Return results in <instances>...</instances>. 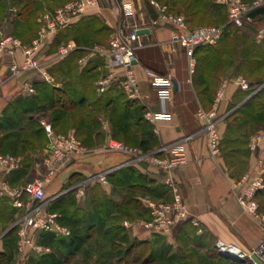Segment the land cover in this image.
<instances>
[{"label": "crops", "instance_id": "obj_1", "mask_svg": "<svg viewBox=\"0 0 264 264\" xmlns=\"http://www.w3.org/2000/svg\"><path fill=\"white\" fill-rule=\"evenodd\" d=\"M68 1H32L28 15L14 19L13 23L23 46H29L37 37L43 14ZM194 1L197 0H130L134 14L126 18L123 0H98L75 18L70 28L47 37L38 46V58L51 81L45 80L37 70L13 75L7 67L1 68L0 152L15 155L21 164L12 171L0 166L1 179L9 180L13 186L27 182L28 171L31 169L33 173L46 154L44 123L58 132L75 130L88 151L62 166L46 184L48 196H58L49 206L55 205L53 211L61 214L60 222L70 231L69 235L29 230L31 244L19 246L23 210L14 206L9 197L0 196V220L6 216L7 209L16 219L9 230L6 225L0 226V253L11 256L9 262L0 264H60L70 249L71 238L75 239V251L68 264L75 261L113 264L115 260L110 263L106 259H114L111 253L114 243L127 247L135 241H147L157 248L171 244L182 248L188 236L195 237L189 243L196 250L190 256L194 260L192 264H250L217 254L215 243L221 239L251 249L263 236L260 224L238 203L231 184L246 174H255L258 160L264 158V138L256 149L250 148L248 140L255 130L264 135V88L257 94L264 78L257 72L253 76L233 74L229 51L212 49L213 46L196 50L195 70L190 73L185 50L173 42L175 27L159 20L155 2L182 14L185 4ZM207 8L211 18L206 23L217 20L226 7L214 2ZM139 9L143 15L137 19L135 13ZM204 9L184 14L191 28L200 26L194 18ZM122 22L127 33L135 28L148 29L140 35L142 45L136 49L134 70L141 93L133 101L123 93L119 82H114L105 93L96 90L94 82L108 72L103 53L95 52L86 62L79 61L94 48L106 46ZM62 47L69 51L60 53ZM17 59L20 63L23 60L21 49ZM255 61L261 60L255 58ZM260 68L256 67V71ZM119 72L122 74L123 69ZM152 73L169 74L174 80L170 117L155 122L144 117L147 111L161 109L150 83ZM239 77L250 83L249 89L236 83ZM223 82L228 87L220 107L221 153L212 157L196 113L200 107L211 108ZM25 83L31 84L34 91L29 92ZM40 112H46L48 121ZM112 138L159 155L164 153L160 151L163 146L184 142L188 163L173 175L189 217L170 233H158L143 225H124L125 221L148 220V200H171L172 195L165 184V172L149 161L128 162L127 154L108 147ZM112 169L115 170L105 177L106 183L94 178ZM79 188H83V195L78 193ZM256 200L264 210V189L258 192Z\"/></svg>", "mask_w": 264, "mask_h": 264}, {"label": "built area", "instance_id": "obj_2", "mask_svg": "<svg viewBox=\"0 0 264 264\" xmlns=\"http://www.w3.org/2000/svg\"><path fill=\"white\" fill-rule=\"evenodd\" d=\"M98 0H70L53 12H46L41 16V23L37 37L29 46H23L22 40L16 36L6 35L0 25V70L7 67L11 74L20 75L27 70H37L45 80L51 81L50 74L43 69L42 62L38 58V46L43 41L59 31L70 28L74 19L84 14L90 6ZM219 5L225 6L228 12V19L231 25L243 27L246 23L252 22L251 12L257 8L264 7V0H215ZM159 12V20L171 24L175 27L173 42L183 48L189 58V71L193 73L196 66L195 53L202 46H216L225 31L223 25H200L191 28L184 15L171 12L165 5L155 2ZM123 11L126 16L132 17L134 11L130 0H123ZM126 25L122 22L119 29L111 37L106 46H98L91 52L80 58V62H86L91 54L101 52L105 55L108 72L94 82V86L99 93H105L114 83L119 82L121 90L129 100H136L140 97L139 79L134 70V62L137 58L136 49L141 46L140 35L137 34L139 28L130 32L125 31ZM23 51V60L20 63L17 59L19 50ZM69 51L67 47H62L60 53ZM123 69V73L119 72ZM152 89L157 93L161 109L159 112L147 111L145 119L155 122L158 119L170 117V103L174 91V80L171 75L150 74ZM236 83L243 89H249L250 83L243 77H239ZM24 87L33 92L31 84L25 83ZM228 83L223 82L216 92L214 102L209 109L200 107L197 110V117L202 122V128L207 136V147L212 157H218L221 153V122L223 115L220 113L222 102L226 99ZM260 87H264V84ZM259 87V88H260ZM47 135L46 154L42 158L37 170L40 177L27 181L20 186H13L9 180L0 178V196H7L12 199L15 206L23 210V215L19 222L20 228L19 246L24 247L31 244L29 230H40L52 233L69 235L70 231L61 224V214L50 211L48 206L58 196L49 197L46 184L57 175L62 166L71 162L76 157L88 151L87 146L77 136L75 130L69 132H58L50 124H45ZM264 135L258 133L249 140L251 149H256L262 142ZM108 147L113 150L127 154L128 162L149 161L166 173L165 184L171 192L170 201L148 200L149 219L147 221L129 222L125 221V226L143 225L149 230L158 233H170L174 226L188 219L189 211L184 202L182 192L174 172L183 168L188 163V156L184 142L168 144L161 148L163 154H148L141 147L133 146L117 139H110ZM0 166L3 170L12 171L20 168V160L11 153L0 152ZM118 169V168H116ZM115 169L108 170L102 174L94 176L104 183L106 176ZM238 203L243 211L251 215L261 226L263 236L259 243L251 249H243L237 244L217 240L215 243L216 253L223 257H230L235 261L248 262L250 264H264V210L256 200L258 192L264 189V158L258 160V169L255 174H246L242 179L231 184ZM78 193L83 195V188H79ZM42 250L40 246H36Z\"/></svg>", "mask_w": 264, "mask_h": 264}, {"label": "rangeland", "instance_id": "obj_3", "mask_svg": "<svg viewBox=\"0 0 264 264\" xmlns=\"http://www.w3.org/2000/svg\"><path fill=\"white\" fill-rule=\"evenodd\" d=\"M31 1L34 0H0V25L3 27V30L6 35H12L16 36V32L14 28V19H17L21 16L26 17L30 10ZM159 1V0H158ZM30 5L23 8L22 6L26 3ZM142 2H148V0H142ZM215 0H197L194 1L193 4L186 3L185 4V10H181V13L184 15H191L193 12L198 10L199 8H205L204 12H201V14L197 15L195 21L198 22L199 25H223L225 26L224 34L221 38V41L216 45L213 46L212 49H224L229 51V59L231 61V72H241L245 75L253 76L256 72L258 75H262L264 78V15L257 17L255 22L247 27H237L235 25H231L229 23L228 15H227V9H223L218 16V19L211 20L210 22L206 23V19L210 20L211 15L209 16L208 13H206L207 7L213 4ZM184 4V2L182 1ZM189 4V6H188ZM142 10H136L135 18L139 19L141 17ZM19 38V37H18ZM255 58H260L261 61H255ZM219 59H222V55L219 56ZM256 67H261L259 71H256ZM264 95V94H263ZM41 115L44 114V112H40ZM39 113V114H40ZM48 115L44 114L43 119L48 121ZM253 134L249 137L250 138L258 134L259 130H255ZM31 167V165H28ZM30 169V168H29ZM28 177L27 181H32L38 177H40V172H38L37 168H35V171L32 173L31 169L28 171ZM11 199V198H10ZM151 200H161V201H170V199H151ZM12 204L14 202L12 199L10 200ZM186 204V203H185ZM15 206V204H14ZM10 208V207H9ZM7 209L6 216L4 218L1 217L0 226L4 227L6 225V228L9 230L13 228V226L16 224V219L11 216L10 212ZM147 221V220H145ZM135 222V221H134ZM195 240V237L184 238L183 241V247L175 246L173 244L171 245H164L162 248H157L154 245H151V248H154L155 252L153 254L154 257H159L162 254L163 250H167L166 252L168 256L172 255L176 258L172 261H162L161 264H192L194 263V260H192L191 254L192 252L196 254V250L191 246L192 241ZM175 243V242H174ZM200 251H198L199 253ZM206 252V251H205ZM201 253V252H200ZM4 261H10L11 256L8 254H3L1 256ZM183 258V259H181ZM108 262L113 263L112 257L109 259L107 258ZM198 261H195V263ZM75 264H78L77 261H75ZM94 264V263H91Z\"/></svg>", "mask_w": 264, "mask_h": 264}, {"label": "trees", "instance_id": "obj_4", "mask_svg": "<svg viewBox=\"0 0 264 264\" xmlns=\"http://www.w3.org/2000/svg\"><path fill=\"white\" fill-rule=\"evenodd\" d=\"M249 1V0H247ZM32 4V1H31ZM30 5L29 2L24 4L22 7L25 8L26 6ZM31 7V5H30ZM29 7V8H30ZM252 17H254L256 20L257 17L264 15V7H260L255 9L254 11L251 12ZM24 16H21L20 18H23ZM255 22V21H253ZM245 27V25L243 26ZM264 84V80L260 82L259 86ZM264 87H262L258 92L260 93L263 90ZM46 132V130H45ZM46 136V135H45ZM47 142V137L46 141ZM4 152V151H2ZM50 211L55 210V205L52 204L48 208ZM69 245L70 249L66 252L64 256V261L61 262L60 264H68L69 261L71 260L72 255L74 254V247H75V239L71 238L69 240ZM151 248V244L147 241H135L133 244L124 247L121 244H116L114 243L112 245V256L115 260L113 264H161L162 261H173L176 258L175 256H168L166 252L167 250H163L162 254L159 257H154L153 254L155 252L154 248ZM3 254L0 253V262L4 261L3 258L1 257Z\"/></svg>", "mask_w": 264, "mask_h": 264}, {"label": "water", "instance_id": "obj_5", "mask_svg": "<svg viewBox=\"0 0 264 264\" xmlns=\"http://www.w3.org/2000/svg\"><path fill=\"white\" fill-rule=\"evenodd\" d=\"M147 31H148L147 28H139L136 32H137V34L141 35V34H144ZM227 258H230V257H227Z\"/></svg>", "mask_w": 264, "mask_h": 264}]
</instances>
